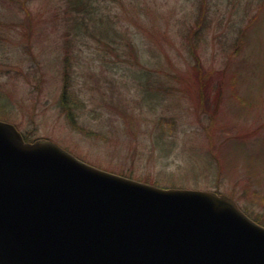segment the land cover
<instances>
[{"label": "rangeland", "instance_id": "1", "mask_svg": "<svg viewBox=\"0 0 264 264\" xmlns=\"http://www.w3.org/2000/svg\"><path fill=\"white\" fill-rule=\"evenodd\" d=\"M80 2L0 0V120L264 220V0Z\"/></svg>", "mask_w": 264, "mask_h": 264}, {"label": "water", "instance_id": "2", "mask_svg": "<svg viewBox=\"0 0 264 264\" xmlns=\"http://www.w3.org/2000/svg\"><path fill=\"white\" fill-rule=\"evenodd\" d=\"M0 264H264V227L225 195L125 178L0 121Z\"/></svg>", "mask_w": 264, "mask_h": 264}, {"label": "trees", "instance_id": "3", "mask_svg": "<svg viewBox=\"0 0 264 264\" xmlns=\"http://www.w3.org/2000/svg\"><path fill=\"white\" fill-rule=\"evenodd\" d=\"M78 2H79V4H81V0H77ZM198 81H201V79L199 78L198 79ZM202 87H203V85L201 86V88H200V90L202 89ZM63 97V96H62ZM3 106V107H2ZM3 110L4 112H5V105H3V104H0V110ZM6 113V112H5ZM26 139V138H25ZM146 183H148V184H156V185H158L157 183H149V180H146ZM250 217V216H249ZM251 218V217H250ZM256 223H258V224H260V225H262V226H264V220H262V219H260V218H254L253 219Z\"/></svg>", "mask_w": 264, "mask_h": 264}]
</instances>
